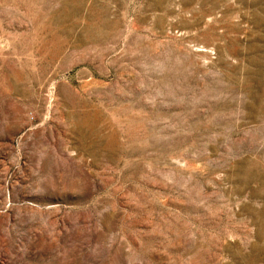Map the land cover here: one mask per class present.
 <instances>
[{
	"label": "rangeland",
	"instance_id": "obj_1",
	"mask_svg": "<svg viewBox=\"0 0 264 264\" xmlns=\"http://www.w3.org/2000/svg\"><path fill=\"white\" fill-rule=\"evenodd\" d=\"M0 264H264V0H0Z\"/></svg>",
	"mask_w": 264,
	"mask_h": 264
}]
</instances>
